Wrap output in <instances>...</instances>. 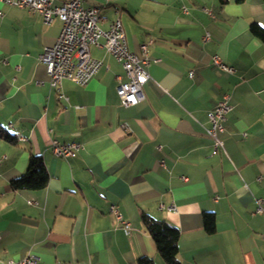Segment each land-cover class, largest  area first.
<instances>
[{
	"label": "crops",
	"instance_id": "crops-1",
	"mask_svg": "<svg viewBox=\"0 0 264 264\" xmlns=\"http://www.w3.org/2000/svg\"><path fill=\"white\" fill-rule=\"evenodd\" d=\"M84 4L101 6L103 29L120 19L132 51L142 54L148 43L144 98L120 102L124 68L98 46L94 77L85 85L63 79L69 100L59 98L39 55L62 22L0 2V127L12 137L0 135V264L28 254L37 264H137L142 256L166 264L144 213L179 228L182 264H264V212H255V198H264V43L250 31L253 22L264 27V1ZM214 54L234 71L214 67ZM226 92L225 150L213 154L204 127ZM53 139L83 149L57 157ZM31 153L43 158L47 186L14 190L10 181ZM204 212L215 214L213 233Z\"/></svg>",
	"mask_w": 264,
	"mask_h": 264
},
{
	"label": "built area",
	"instance_id": "built-area-1",
	"mask_svg": "<svg viewBox=\"0 0 264 264\" xmlns=\"http://www.w3.org/2000/svg\"><path fill=\"white\" fill-rule=\"evenodd\" d=\"M85 1L63 0L60 5H53V0H0L5 4L40 14L46 24H50L55 19L62 22L60 34L54 44L44 46L39 55L49 75V85L59 98L69 100L62 92L63 79L85 85L94 77L102 62L92 56L91 47L98 46L109 51L124 68L127 79L118 76L119 82L116 87L120 102L124 106L139 103L144 98L143 86L150 78L147 66L153 61L148 55V43L142 44V54L132 51L128 46L121 20H114L108 29L101 28L100 22L103 19L101 6H86ZM109 1L104 0L106 3ZM209 37L210 34L207 32L205 39ZM211 63L226 72L234 71V67L224 62L217 54L212 56ZM189 75L193 76V72L190 71ZM231 109L230 94L226 92L222 94L216 106L207 113L209 126H205L204 131L213 142V154L225 150L220 134L225 130L224 121ZM51 148L57 157L70 158L82 150L83 145L77 141L67 143L53 139ZM255 202V212H264V198L256 197ZM110 212L125 231H128L130 222L124 219L118 206L112 204ZM37 262L36 255L28 254L17 261L9 260L6 264H37Z\"/></svg>",
	"mask_w": 264,
	"mask_h": 264
},
{
	"label": "trees",
	"instance_id": "trees-1",
	"mask_svg": "<svg viewBox=\"0 0 264 264\" xmlns=\"http://www.w3.org/2000/svg\"><path fill=\"white\" fill-rule=\"evenodd\" d=\"M221 4L228 3L229 0H219ZM242 2L244 0H238ZM264 1V0H263ZM250 31L264 43V27L257 22L250 24ZM0 135L11 139L12 137L5 133L4 128L0 127ZM49 173L43 161L38 154L31 153L28 166L25 172L11 179L10 185L14 190L31 189L39 190L47 186ZM142 222L151 234L159 255L166 264H182L179 259V228L168 221L157 219L149 214H142ZM204 228L207 233H213L216 230V219L214 212H204ZM137 264H156L154 258L142 256L138 258Z\"/></svg>",
	"mask_w": 264,
	"mask_h": 264
}]
</instances>
